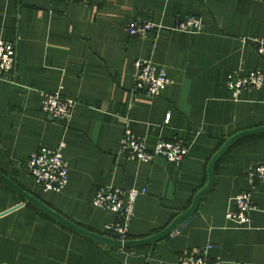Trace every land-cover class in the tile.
I'll list each match as a JSON object with an SVG mask.
<instances>
[{"label":"crops","instance_id":"obj_1","mask_svg":"<svg viewBox=\"0 0 264 264\" xmlns=\"http://www.w3.org/2000/svg\"><path fill=\"white\" fill-rule=\"evenodd\" d=\"M195 15L199 31L171 29ZM158 30L129 36L130 19ZM264 36V0H0V39L14 42L13 72L0 78V171L78 224L104 232L112 211L93 205L102 185L145 190L135 203L128 238L165 228L207 182V164L225 139L264 124V85L234 97L231 70L260 71L254 40ZM165 67L171 79L159 95L135 91V61ZM76 101L69 119L41 108L43 92ZM170 114L169 120H166ZM149 148L160 139L188 144L182 164L162 157L128 159L119 151L125 130ZM64 141L69 181L45 190L26 162L40 147ZM264 161V133L242 138L215 166L214 188L174 233L151 246L116 248L66 228L0 181V264H176L179 255L264 264V181L251 184L246 168ZM250 191L248 224L227 217L233 197Z\"/></svg>","mask_w":264,"mask_h":264},{"label":"built area","instance_id":"obj_2","mask_svg":"<svg viewBox=\"0 0 264 264\" xmlns=\"http://www.w3.org/2000/svg\"><path fill=\"white\" fill-rule=\"evenodd\" d=\"M91 3L94 0H82ZM206 1V0H200ZM163 28L150 20L140 18L130 19L125 30L129 36L141 37L149 32ZM202 20L195 15H186L179 19L171 28L182 31H199ZM256 52L264 58V36L254 40ZM17 61V51L14 42L0 39V78L10 75ZM135 91L146 97H154L171 83L165 67L151 60L137 59L135 61ZM227 87L236 98L243 89H258L264 85V75L260 71L240 72L231 70L227 74ZM76 106V101L64 96L61 92H43L42 110L57 119H69ZM167 114L166 120H169ZM65 143L60 141L55 148L40 147L32 152L27 159V170L35 182L45 190L61 191L69 181V164L64 157ZM119 151L128 159L139 162H152L158 157L180 165L189 152V146L181 139H160L154 147L149 148L145 140L136 135L130 128L119 144ZM246 177L251 184L264 181V161L247 166ZM145 192L138 188L124 189L121 187L102 185L96 189L92 200L93 205L114 212L115 221L105 226V232L119 239H127V229L135 213V203L139 194ZM234 208L227 212V217L239 224H248L250 211L254 208L250 191H241L233 197ZM208 244L205 249L194 250L179 255L176 264H246L240 259L228 261L210 256Z\"/></svg>","mask_w":264,"mask_h":264},{"label":"water","instance_id":"obj_3","mask_svg":"<svg viewBox=\"0 0 264 264\" xmlns=\"http://www.w3.org/2000/svg\"><path fill=\"white\" fill-rule=\"evenodd\" d=\"M264 133V124L252 128H247L236 132L235 134L227 137L219 149L211 156L207 164V182L200 188L194 195L192 202L188 208L180 212L174 219L163 229L158 232L142 237V238H127L119 239L115 236L109 235L103 232H97L91 229H88L77 222L69 219L62 213L50 207L44 201L33 195L28 190L24 189L20 184L15 182L13 178L6 175L0 171V181L6 186L15 191L26 203H30L37 207L42 212L46 213L54 220L61 223L66 228L72 230L73 232L99 244L112 246L116 248H137L142 246H151L150 255L153 251L155 244L168 237L189 217H191L198 210L202 198L207 195L215 185V166L223 155L233 146L236 142L242 138L248 136H254Z\"/></svg>","mask_w":264,"mask_h":264},{"label":"trees","instance_id":"obj_4","mask_svg":"<svg viewBox=\"0 0 264 264\" xmlns=\"http://www.w3.org/2000/svg\"><path fill=\"white\" fill-rule=\"evenodd\" d=\"M103 233H106L105 231Z\"/></svg>","mask_w":264,"mask_h":264}]
</instances>
